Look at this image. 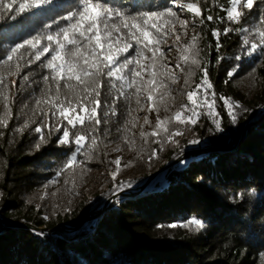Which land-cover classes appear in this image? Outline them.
<instances>
[{
  "label": "trees",
  "instance_id": "16d2710c",
  "mask_svg": "<svg viewBox=\"0 0 264 264\" xmlns=\"http://www.w3.org/2000/svg\"><path fill=\"white\" fill-rule=\"evenodd\" d=\"M23 2L4 0L11 9L0 7V264H264V48L251 52L242 38L251 41L252 33L240 31L264 27V0H254L251 9L241 5L238 23L227 19L230 0H103L115 36L144 14L172 9L175 16L153 17L147 26L137 21L152 32L155 22L166 33L159 50L152 45L153 51L141 47L137 54L132 36L114 41L134 45L120 57L133 63L124 81L100 77V123L83 126L80 151L71 135V143H58L67 122L54 105L59 93L64 106L71 100L79 112L83 83L53 79L47 67L51 51L34 60L36 50L49 46L48 35L53 48L56 39L63 42L56 33L68 27L65 17L78 10L77 0L18 13ZM188 3L200 8L199 17L174 5ZM225 29L230 30L224 34ZM24 40L40 44L26 45L19 50L24 58L18 52L4 64ZM94 43L83 42V55L65 59L83 65L88 56L91 62ZM205 72L210 88L199 87ZM194 91L198 118L188 99ZM225 100L237 105L235 123ZM94 106L86 105L89 112ZM37 126L42 133L35 132ZM72 155L76 161L69 166ZM167 166L158 178H166L164 184L155 186V179L136 198L118 199L95 218L112 197L138 190ZM252 187L259 192L254 201L248 196ZM14 224L43 231L9 229Z\"/></svg>",
  "mask_w": 264,
  "mask_h": 264
},
{
  "label": "snow or ice",
  "instance_id": "6c2138e0",
  "mask_svg": "<svg viewBox=\"0 0 264 264\" xmlns=\"http://www.w3.org/2000/svg\"><path fill=\"white\" fill-rule=\"evenodd\" d=\"M14 2V0H13ZM55 3V0H24L23 3L19 4L18 13H23L25 11L31 10L33 8L40 9L44 6H51ZM254 0H230V8L227 10V19L232 22H239L240 17L243 15V12L240 10V6L243 5L245 8L251 9L253 7ZM78 10L74 12H70L65 19L69 21L68 27H64L59 29L56 33L57 37H60L61 33L62 40L56 39V47H51V44L54 40L52 35H48L47 40L49 41V46L42 47L35 51L34 60H40L41 56L45 53L52 52L51 58L47 61V67L51 69L55 75L53 79L59 77L60 79H75L78 82H82L84 85V97L83 102L79 105V112L75 106L72 105V101L69 100L67 102L68 106H64L65 102L59 100V93H57V100L59 101L54 105L56 111H58L59 116L63 118L64 121L67 122V125L64 126L62 137L59 139L58 143L61 145H66L71 143L70 135L74 139V143L77 146L76 151H80L83 147L82 142L86 138V133L81 129L83 126L87 124H91L97 115V108L100 105L99 100V81L100 77L104 76L108 78L111 82L114 81H124L125 80V70L128 69V66L133 63L132 59L125 58L123 60L120 57L127 53L129 49L133 48L132 43L125 42L122 47L116 46L114 41L119 42L120 40H126L128 36H132L135 41V46L137 48V54H139V49L141 47L148 49L149 51H153V48L150 47L152 45L156 46V50H159V44L161 43L162 35H166V33L162 32L160 26L153 22L150 26L152 29H155V32L147 30V27H142L143 25L147 26L148 20L153 19V17L157 16H175V12L172 9H169L167 13H151L144 14L142 17L134 18V22L130 25L125 23L123 25L124 29H128V32L125 34L121 31L119 36L113 35V30L109 27V23H111L110 16L111 10L106 9L103 6V0H77ZM0 7L11 9V4H5L4 0H0ZM187 9L189 12L195 14V16L199 17L201 15L200 8L195 3H188ZM117 18L120 17V14H115ZM75 18V22H72ZM209 21L213 20V17L209 15L207 17ZM141 21V22H137ZM260 23L264 24V21ZM134 30V31H133ZM230 29H225L224 34H226ZM240 31L244 33H252L253 39L250 41L249 37L245 35L242 38V43L245 46L250 45L251 52H255L258 47L264 48V27L256 28L255 25L250 28H244ZM71 33V34H70ZM139 33V35H137ZM213 35L217 38V42L219 43V35L218 31H214ZM255 37H259V44L255 41ZM179 39V37H177ZM94 45L90 48L91 57L94 59L91 60L88 56H84L83 65H80L78 61L69 62L65 59L67 55H72L73 57H79L83 55L80 51L83 42H87L88 44ZM66 42V43H65ZM40 44L39 40H36L33 43L32 40H24L23 43H16L14 47L10 49L8 52L6 59H3L4 64H8L13 59V55L17 54L19 50L24 49L26 45H30L31 49H37V45ZM72 46L71 48H67V46ZM115 47V54H113V48ZM62 52L64 53L62 55ZM106 53V54H105ZM251 54V53H249ZM24 52H19L18 59L24 58ZM101 57H103L101 59ZM56 61H62V63H56ZM32 61H28L30 64ZM134 76H140V72L131 70ZM234 75L233 72L229 73V76ZM47 79V77H45ZM208 84L210 88L211 85L207 79V72H205L204 79L201 82L200 88H203V85ZM4 81L0 78V87H4ZM132 83H128V87H131ZM91 90V91H89ZM111 91V88L109 89ZM139 91V89H137ZM95 93V95H93ZM77 101L81 100L80 93H74ZM89 96L92 97V100L89 101ZM197 92H189L188 99L192 102L193 105V113L198 118L199 113L196 112V108L200 105V100L196 98ZM152 97L149 96V99ZM206 99V98H205ZM223 99V98H222ZM94 102L95 106L91 108L89 112L86 107L87 104ZM225 106L228 108L229 115L231 116L233 123L236 122V114L234 112V108L237 107L236 104L230 102L229 100H225ZM213 107H214V97L213 103H209V115H213ZM56 111L53 112V116L56 115ZM83 113V114H82ZM46 115V114H45ZM182 114L180 112L176 113V119L180 121V123H184V119L181 118ZM187 119L191 120L192 123H195V119L193 117H187ZM147 122V118H146ZM95 123L98 125L100 121L95 119ZM6 126V125H5ZM68 126H71L70 128ZM216 127L219 129L220 124L217 123ZM57 132L60 131V128L55 129ZM89 131H94L90 129ZM36 133H42L41 127L37 126L35 128ZM179 134V133H176ZM155 135V133H153ZM41 135V139H42ZM95 141H93L94 143ZM196 143L197 141H192ZM76 161V156L72 155L68 160V165L71 166ZM116 164L119 165L120 161L117 160ZM119 171V168H117ZM113 178L115 179V173H113ZM124 184L121 183L119 188L122 189ZM47 218V217H45ZM193 223H199V221H192ZM175 227V225H172ZM264 255V254H262Z\"/></svg>",
  "mask_w": 264,
  "mask_h": 264
},
{
  "label": "water",
  "instance_id": "95a60500",
  "mask_svg": "<svg viewBox=\"0 0 264 264\" xmlns=\"http://www.w3.org/2000/svg\"><path fill=\"white\" fill-rule=\"evenodd\" d=\"M182 158L183 157H181L180 159H182ZM179 160H177L175 163H177ZM169 167L170 166H167V167L163 168L159 173H157L156 175L151 176L149 179H147V181L145 182V184L141 188H139L138 190H134L136 192H133V191L121 192V193L117 194L116 196L112 197L110 200H108L105 203L104 208L102 209V211L99 214H97L95 216V218H97L100 215H102L107 209H109L112 206L111 204H113L118 199H121V198H124V199H126V198H136L138 195H140L142 192L145 191V189L148 187V185L150 183H152L153 180H155L157 177H159L161 174H163ZM90 219L91 218H87L85 220V222L90 220ZM85 222H83L81 225H83ZM80 226H78L77 228H79ZM18 227H22L24 229H28L31 232H40L41 233V231H43L42 228L36 229V228H34V227L30 226V225H27V224H14L9 229H15V228H18ZM77 228H74V230L77 229Z\"/></svg>",
  "mask_w": 264,
  "mask_h": 264
},
{
  "label": "rangeland",
  "instance_id": "374dc122",
  "mask_svg": "<svg viewBox=\"0 0 264 264\" xmlns=\"http://www.w3.org/2000/svg\"><path fill=\"white\" fill-rule=\"evenodd\" d=\"M175 5V8H177V9H180V10H182V9H184V10H187L188 11V9H187V5L186 6H181V5H177V4H174ZM183 11V10H182ZM118 160L120 161V163H121V159L120 158H118ZM117 167L119 168L120 167V164L119 165H117ZM116 176V175H115ZM112 179H114L113 178V174H111V176H110ZM159 177H157L156 178V180H157V183L155 184V186H161L162 184H164L165 183V181H166V178L165 179H162V180H160V179H158ZM159 183V184H158ZM145 190H148V187L145 189ZM133 192H136V191H133ZM112 205V204H111Z\"/></svg>",
  "mask_w": 264,
  "mask_h": 264
},
{
  "label": "clouds",
  "instance_id": "9594fccd",
  "mask_svg": "<svg viewBox=\"0 0 264 264\" xmlns=\"http://www.w3.org/2000/svg\"><path fill=\"white\" fill-rule=\"evenodd\" d=\"M258 195H259V192L256 187H252L248 190V196L251 200L254 201L256 198H258ZM229 201L232 202L231 197H229ZM249 210H250V207H249ZM245 215H247V213Z\"/></svg>",
  "mask_w": 264,
  "mask_h": 264
},
{
  "label": "bare ground",
  "instance_id": "6f19581e",
  "mask_svg": "<svg viewBox=\"0 0 264 264\" xmlns=\"http://www.w3.org/2000/svg\"><path fill=\"white\" fill-rule=\"evenodd\" d=\"M114 204V203H113Z\"/></svg>",
  "mask_w": 264,
  "mask_h": 264
}]
</instances>
